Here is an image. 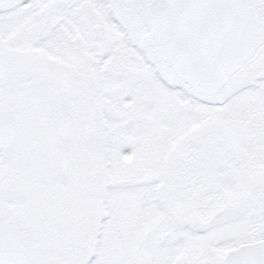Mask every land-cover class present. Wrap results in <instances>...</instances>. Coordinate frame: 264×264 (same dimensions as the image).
I'll list each match as a JSON object with an SVG mask.
<instances>
[{
    "label": "snow or ice",
    "instance_id": "obj_1",
    "mask_svg": "<svg viewBox=\"0 0 264 264\" xmlns=\"http://www.w3.org/2000/svg\"><path fill=\"white\" fill-rule=\"evenodd\" d=\"M0 264H264V0H0Z\"/></svg>",
    "mask_w": 264,
    "mask_h": 264
}]
</instances>
